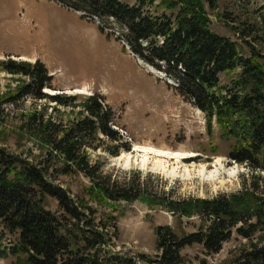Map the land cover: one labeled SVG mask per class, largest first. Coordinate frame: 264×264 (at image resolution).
<instances>
[{
	"label": "trees",
	"instance_id": "16d2710c",
	"mask_svg": "<svg viewBox=\"0 0 264 264\" xmlns=\"http://www.w3.org/2000/svg\"><path fill=\"white\" fill-rule=\"evenodd\" d=\"M52 1L98 19L104 24L103 33L106 28L119 29L133 54L174 80L183 99L201 110L214 152H218L219 132L228 143L229 159L250 166L256 175L264 170V67L258 49L252 46L251 55L246 56L237 41L213 32L211 19L193 0ZM208 1L214 7L217 0ZM246 34L245 28L239 34L245 43ZM0 65L31 80L0 100L1 126L12 115L6 107L23 108L28 96L78 107L84 114L71 123L56 108L57 117L49 116V108L18 115L23 130L40 135L47 145L49 162L53 155L63 159L57 173L84 175L96 202L144 200L198 219L193 232L177 233L169 226H158L159 253L154 257L116 252L109 234L111 224L101 222L97 209L52 180L49 165L31 162L0 146V260L13 256L17 264H195L182 251L199 246L204 255L200 264H264V191H260L264 177L254 176L240 195L186 200L158 191L157 183H151L152 175L146 178L137 172L133 180H113L112 173L104 175L101 166L92 163L89 150L106 148L117 156L132 145L113 128L115 112L106 98L96 93H47L54 75L41 60L9 58ZM48 198L54 199L56 210L46 206ZM227 244L232 245L226 258L211 263L208 258L226 251Z\"/></svg>",
	"mask_w": 264,
	"mask_h": 264
},
{
	"label": "rangeland",
	"instance_id": "374dc122",
	"mask_svg": "<svg viewBox=\"0 0 264 264\" xmlns=\"http://www.w3.org/2000/svg\"><path fill=\"white\" fill-rule=\"evenodd\" d=\"M193 1L211 19L213 32L237 41L246 56L251 55L252 46L258 49L264 67V0H217L214 7L208 0ZM103 25L98 19L83 17L52 0H0V61L41 60L54 75L47 89L57 93H96L106 98L115 112L113 128L132 145L131 150L123 149L117 156L106 152V148L89 150L92 163H98L104 175L112 173L113 180L130 181L137 172L146 178L152 175L151 183L154 186L157 183L158 191L174 200H186L219 194L240 195L255 180L254 176L264 177L263 169L256 175L257 171L250 166L229 159L228 143L220 137L218 129L215 140L218 152H214L204 114L185 101L166 80L147 72L148 68L126 48L119 29L106 28L103 33L100 30ZM244 28L247 43L239 35ZM30 81L25 75L9 73L0 65V100ZM80 101L75 105L79 106ZM23 102L24 109L22 105L6 107L12 115L0 125V146L31 162L49 165L52 180L55 178L58 184L70 189L78 201L85 200L84 204L97 209V218L111 224L108 227L114 244L112 250L130 256L144 253L154 257L159 253L158 226H169L177 233L196 229L197 217H183L144 200L94 201L93 193H89L90 181L81 174L57 173L55 170L64 165L63 159L53 155L49 162L48 147L40 135L25 132L23 121L18 118L34 108H49V116L57 117L53 110L56 108L65 122L71 123L84 115L81 109L36 100L32 96L25 97ZM135 145L187 153V156L158 157L135 150ZM260 191H264V185ZM46 206L57 209L52 198L46 200ZM231 245L227 244L226 251L208 258L209 261L226 258ZM182 254L195 264L204 258L199 246L188 247ZM16 262L13 256L0 260V264Z\"/></svg>",
	"mask_w": 264,
	"mask_h": 264
},
{
	"label": "bare ground",
	"instance_id": "6f19581e",
	"mask_svg": "<svg viewBox=\"0 0 264 264\" xmlns=\"http://www.w3.org/2000/svg\"><path fill=\"white\" fill-rule=\"evenodd\" d=\"M138 61H139V63L141 65H145L148 68L147 72H149L151 75H153L156 78H160L161 80H166L164 75H162L161 73L157 72L151 66H149L148 64L143 63V61H141V60H138ZM166 82H168V81L166 80ZM46 91L49 92V93H52V94L57 93V91L51 90V89H46ZM134 149L137 150V151H141V150L148 151V152L154 153L158 157L169 156L171 158H180L181 159V158H184V157L187 156V153L172 152V151H168V150H162V149H158V148L156 149V148H153V147H146V146H140V145H135Z\"/></svg>",
	"mask_w": 264,
	"mask_h": 264
},
{
	"label": "water",
	"instance_id": "95a60500",
	"mask_svg": "<svg viewBox=\"0 0 264 264\" xmlns=\"http://www.w3.org/2000/svg\"><path fill=\"white\" fill-rule=\"evenodd\" d=\"M149 66H150V65H149ZM151 67H152V66H151ZM152 68H153V67H152ZM153 69H155V68H153ZM155 70H156L157 72L161 73L162 75H164L165 79H167L168 82H169L170 84H173L174 86H177L176 83H175L173 80L168 79L164 73L158 71L157 69H155Z\"/></svg>",
	"mask_w": 264,
	"mask_h": 264
},
{
	"label": "crops",
	"instance_id": "0c3cea01",
	"mask_svg": "<svg viewBox=\"0 0 264 264\" xmlns=\"http://www.w3.org/2000/svg\"><path fill=\"white\" fill-rule=\"evenodd\" d=\"M25 58V57H24ZM29 59H32L31 57Z\"/></svg>",
	"mask_w": 264,
	"mask_h": 264
}]
</instances>
